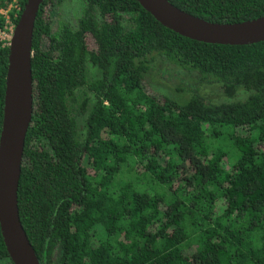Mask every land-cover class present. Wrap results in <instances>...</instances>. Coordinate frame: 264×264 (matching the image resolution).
Returning a JSON list of instances; mask_svg holds the SVG:
<instances>
[{"label":"trees","instance_id":"1","mask_svg":"<svg viewBox=\"0 0 264 264\" xmlns=\"http://www.w3.org/2000/svg\"><path fill=\"white\" fill-rule=\"evenodd\" d=\"M66 1H43L32 41L18 206L40 264H264V41L193 40L137 0L55 20ZM169 1L216 23L264 16V0ZM26 2L0 5L17 23ZM159 61L227 99L158 94ZM8 63L0 41V134Z\"/></svg>","mask_w":264,"mask_h":264},{"label":"water","instance_id":"2","mask_svg":"<svg viewBox=\"0 0 264 264\" xmlns=\"http://www.w3.org/2000/svg\"><path fill=\"white\" fill-rule=\"evenodd\" d=\"M43 1L27 0L9 45L0 134V228L14 264H40L20 218L18 188L33 115V32ZM137 1L162 25L193 40L229 45L264 41V16L239 23H216L190 14L169 0Z\"/></svg>","mask_w":264,"mask_h":264},{"label":"rangeland","instance_id":"3","mask_svg":"<svg viewBox=\"0 0 264 264\" xmlns=\"http://www.w3.org/2000/svg\"><path fill=\"white\" fill-rule=\"evenodd\" d=\"M83 6V0H67L61 7L50 8V13L55 20L61 18L75 23L77 18L81 16ZM91 71L95 73L94 70ZM151 78L153 82H151L150 87L158 94L164 93L170 97L187 99L196 91L207 101L213 103L227 99L218 84H200L195 72L183 71L162 61H159L155 68L151 70ZM242 95H245V93L241 92L239 94V96Z\"/></svg>","mask_w":264,"mask_h":264},{"label":"built area","instance_id":"4","mask_svg":"<svg viewBox=\"0 0 264 264\" xmlns=\"http://www.w3.org/2000/svg\"><path fill=\"white\" fill-rule=\"evenodd\" d=\"M0 13L5 15L4 27L0 28V41L3 43V46L10 45V41L13 36L14 28L17 23H14L9 13V10L2 8L1 5H0Z\"/></svg>","mask_w":264,"mask_h":264}]
</instances>
